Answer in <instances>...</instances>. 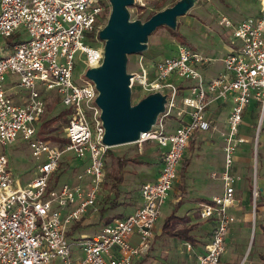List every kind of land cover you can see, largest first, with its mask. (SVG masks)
I'll return each mask as SVG.
<instances>
[{
	"label": "built area",
	"instance_id": "obj_1",
	"mask_svg": "<svg viewBox=\"0 0 264 264\" xmlns=\"http://www.w3.org/2000/svg\"><path fill=\"white\" fill-rule=\"evenodd\" d=\"M109 6L104 0H0V146L23 137L33 156L41 159L37 178L23 187L14 178L9 157L0 150V264H133L146 255L191 141L200 131L217 129L208 115L209 108L230 99L226 126L220 130L222 193L194 204L179 202L174 211L179 217L197 215L214 224L204 244L205 253L195 264H222L228 236L237 221L233 209L239 205L237 184L241 175L236 163L241 146L248 141L241 128L252 102L261 105L264 118V0L255 15L239 22L221 19L220 24L233 28L239 46L223 58L224 70L217 76L208 78L203 73L211 59L186 44L158 60L153 74L140 60L142 70L133 73L132 84L137 81L146 94L161 91L167 95V103L156 124L135 143L157 142L163 149L162 169L157 179L142 185L143 202L137 210L115 217L98 233L77 241L82 251L78 256L72 244V227L98 211L105 159L111 147L103 142L105 128L96 103L99 91L86 75L74 81L75 59L77 52H84L87 70L102 63L104 46L86 44L84 39L86 32L100 36L108 21ZM15 32H26L30 38L16 42L12 50L2 41ZM93 40H98L97 36ZM9 73L17 77L23 90L16 96L5 86ZM182 89L189 93L182 97L183 106L177 108ZM50 90L70 108L65 127L68 141L39 136L37 124L43 121L49 97L46 92ZM173 117L179 122L170 130L167 121ZM69 151L87 157L88 162L73 181L52 186L62 156ZM213 176L218 177L216 173ZM252 228L255 231V215ZM133 235L138 236L137 243L131 241Z\"/></svg>",
	"mask_w": 264,
	"mask_h": 264
},
{
	"label": "rangeland",
	"instance_id": "obj_2",
	"mask_svg": "<svg viewBox=\"0 0 264 264\" xmlns=\"http://www.w3.org/2000/svg\"><path fill=\"white\" fill-rule=\"evenodd\" d=\"M104 1L110 5V0ZM176 1L177 0H142V3L130 8L131 18L133 20L140 19L146 21L147 17L154 11L158 3L164 2L167 5H171ZM138 6H144L146 10L140 12L137 9ZM261 6L262 0H197L194 7L190 9L186 15L178 18L177 27L173 29L175 32L167 26H162L150 36L148 48L145 52L129 55L128 72L135 73L141 71L140 60H142L147 71L153 74V71H155L154 64L162 58L175 54L180 44L189 45L198 52L208 54L214 59H217L220 52L228 51L227 49L229 47L226 46L227 43H239L234 37L233 28L220 24L221 19L226 17L233 22H239L246 17L259 13ZM111 9V6H109L106 10L108 18ZM85 36L84 42L86 44L92 46H104L105 44L100 36L93 32H86ZM96 36L98 40H93ZM29 38V34L26 32H15L12 36L3 38L2 42L9 43L13 50V46L16 42H22ZM217 52L219 53L216 54ZM85 60V53L81 51L77 52L75 59L76 67L73 77L74 81H79V79L81 80V78L86 75L87 64ZM216 61L217 60H215V62ZM13 82H15V85H11ZM5 83V86L8 88L7 92L10 95L16 96L18 93L23 92L15 75L10 73L7 74ZM180 83L181 81H178V84ZM145 94L141 85L135 81L132 84L133 103L140 101ZM46 95L49 97L47 98L48 103L44 118L46 119L45 121L51 118L52 121L46 124L44 133L46 132L47 134L48 131L52 130V138H50L52 141H68L64 128L66 124H64L63 121L67 119L70 108L59 99L55 90L46 92ZM185 95H188V92L182 89L179 92L178 98L181 99ZM251 108L252 118H248V121L245 123L247 127L243 126V131L248 132L249 138L248 141L241 146L242 149H247V151L245 159H241V163L239 167H237V173L241 175L240 185H246L247 189L249 188L252 190L251 203H249L247 210L245 209L246 214L248 213L246 220L242 218V211L237 212V215H241V217L238 218L235 224L236 228L231 232L230 238L227 241V251L222 256L223 264H241L244 259V264H264V210L257 212V227L255 231H253L251 222V219L253 220L255 215L254 209L256 208V201L259 200V203L261 201L258 185L262 184V178L264 180V168L261 167V162L264 161V118L262 123H260L262 116L261 105L252 102ZM225 116L226 114L223 117ZM168 123L167 121V125ZM42 125L43 122L37 124L39 128L38 131ZM259 128L260 132L258 131ZM196 137L197 140L193 148L195 154H192L189 158L191 164L185 177H187L186 179L188 180V178L193 179L196 175L198 176V174H201V180H214L210 175L221 162L222 139L212 136L208 131L206 133L200 131L197 133ZM257 141L258 153L256 154L255 144ZM0 150L9 157L10 169L19 185L25 187L28 182L37 178L38 165L41 159L33 156L29 142L24 140L23 137H18L14 142L5 146H0ZM160 151H163V149L155 141L143 143L142 145L138 143L120 145L112 147L108 151L105 159V180H108L107 189L111 195L109 194L107 198V189L102 186L99 193L100 198H98L97 203L99 207L98 211L95 215L87 217L84 221L82 220L83 226L75 236L78 239L71 237L73 240L72 244L76 251L80 250L77 248L78 244H76L77 241L80 240V237L98 233L105 225L106 217L111 214L127 213L130 210V208L121 206V204L114 208L112 207L114 201L119 202L116 197L115 189L112 186L114 183L113 177L119 169L118 158L121 157L126 160L125 169L127 171H125V180H127L126 183L129 184L132 183L133 180L156 179L158 165L160 164ZM197 152L199 155H197ZM87 162V157H78L71 151L66 152L62 156L61 168L59 171L61 174L58 173L53 182H55L56 185H61L65 181H73L76 174L82 171L81 166L87 164ZM180 172L181 165L176 179L178 181L182 180ZM216 172L220 173L221 171ZM246 177L253 180V182L255 181L254 179L257 178L256 196L254 195V189L250 187V182H248ZM57 178H59V180H56ZM215 179L220 180V174L218 177H215ZM177 189V184H175L174 191L169 193L165 205L161 208L159 221L155 228L157 231L161 230V236L158 237L157 249L155 252V257L159 260V264H193L197 261L199 255L205 253L204 244L209 240L208 232L211 231V224L207 221H201L202 219H200L198 230H196L198 241H189L170 236L167 233H162V228L166 219L173 214V198L174 192L178 191ZM199 197L200 196H195L194 194H189L187 199L201 200L202 198ZM175 209L176 208H174V211ZM179 220L175 219L176 223L180 224ZM241 222L243 223L240 226ZM189 245L191 246L190 248H193L190 251L187 249ZM57 262L60 264L59 261Z\"/></svg>",
	"mask_w": 264,
	"mask_h": 264
},
{
	"label": "water",
	"instance_id": "obj_3",
	"mask_svg": "<svg viewBox=\"0 0 264 264\" xmlns=\"http://www.w3.org/2000/svg\"><path fill=\"white\" fill-rule=\"evenodd\" d=\"M197 0H177L146 21L131 18L136 0H110L111 13L100 38L105 42L104 58L86 76L99 91L96 103L101 108L105 128L103 142L109 147L137 142L149 132L166 109L167 95L161 91L132 100V77L128 72L129 55L145 52L150 36L160 27L176 29L178 18L186 15ZM260 123H262V116Z\"/></svg>",
	"mask_w": 264,
	"mask_h": 264
},
{
	"label": "crops",
	"instance_id": "obj_4",
	"mask_svg": "<svg viewBox=\"0 0 264 264\" xmlns=\"http://www.w3.org/2000/svg\"><path fill=\"white\" fill-rule=\"evenodd\" d=\"M226 46L229 47L227 49L228 51H226V52L222 51L220 53L217 52L216 54L219 53V55H218L219 57H217V59H214L213 57L209 56L208 54H203L206 57L207 56L211 57L210 58L211 59L210 63L207 66H204L202 68L203 73L208 78L217 76L218 74L223 72V70H224L223 58L230 52V50L232 48L239 46V43L238 42H231V43H227ZM215 60H217V61L215 62ZM218 63L220 64V66H219ZM185 92L189 93L188 89H185ZM178 104L179 105H178L177 108H181L183 106L182 105V98L181 99L178 98ZM255 104H257V102H255ZM231 105H232V101L229 99L227 101H217L214 104H212V106L209 108L208 115L214 119L216 127H217L216 130H209L208 131V133H211L212 136H214V137L216 136L217 138L221 139L220 130L224 129V127L226 126V119H227V116L229 114ZM251 109L252 108H251V105H250L248 107L246 113H245L244 121H243L242 128H241L242 129L241 130L242 134L244 136H246L247 139L249 138V134H248V132L243 131V126L247 127V125H245V123L248 121V118H250V119L252 118V110ZM225 114H226V116L223 117ZM178 122L179 121L176 119V117L171 118L169 120V129L173 130L178 125ZM202 132L206 133L207 131L206 132L202 131ZM196 136H197V134L193 138V140L190 143L189 148H188V150H187V152L185 154L187 159H189L192 156V154H195L193 148H194V144L196 143V140H197ZM261 144H262V141H261ZM246 151H247V149H242L241 148V150L239 152V155L237 157L236 171H237V167H239V164L241 163V159H245ZM160 153H161V155H160V164L158 165V171H157L158 174L156 176V179H157V177H158V175H159V173H160V171L162 169V165H163V151H160ZM221 153H222L221 162L217 165L216 170L212 171L211 175H210L211 178L214 179V180H207V179L201 180V178H202L201 174H198V176L196 175L195 177H193V179L192 178L191 179L188 178V180L186 179L187 177L180 175L182 180H179V181L176 180L175 183H174V186H175V184H177V188H178L177 189L178 191L174 192L175 193L174 194V198H173V207L174 208H176L178 206L179 202L185 203V204H188V205L189 204H194V203L200 202L202 200H211L215 196H217V195L222 193V191H223L222 180L221 179L220 180H216L215 177L213 176L214 173H216L219 176V174L221 172L217 173L216 171H222V169H223L224 154H223L222 144H221ZM197 155H199L198 152H197ZM261 163H262L261 167L264 168V161L261 162ZM190 164H191V161H190V163H189V165L187 167V171H188V168H189ZM194 172L197 173L196 171H194ZM124 177H125V175H124ZM154 180L155 179L133 180L132 183L127 184L126 183L127 180L124 179V181L121 183V185H119L118 189H115L116 197H117V200H119V202H117V201L115 202L114 201L112 207L114 208L115 206L121 204V206L130 208V210L127 213H119V214H113V215L111 214L108 217H106L105 220L107 218L126 216V215H129V214L133 213L135 210H137L142 205V202H143V199H142V196H141V187H142V185L144 183H146V182L154 181ZM114 182H115V180H114ZM261 182H262V184L259 185L260 193H261V195H260V200L261 201H260L259 206H258V211L259 212L264 210V180H263V178L261 179ZM240 184L241 183H240V180H239V182L237 184V197H238V200H239V205H238L237 208L233 209V212L236 215L237 220H238V218L241 217V215L240 216L237 215V212L238 211H242L243 212L242 213L243 214L242 218L246 220L248 213L246 214L245 209L247 210V208L249 206V203H251V190L249 188L247 189L246 185L243 186V185H240ZM174 186H173V189L171 191H174ZM103 187L105 189H107L108 180H105V182L103 184ZM247 187H248V183H247ZM244 188H246V189H244ZM106 192H108V189L106 190ZM109 194L111 195L110 192H108V194H106L107 198L109 197ZM189 194H191V195L194 194L195 196H200L199 198H202V199L201 200H199V199H196V200L187 199ZM168 197H169V195H168ZM98 198H100V197H98ZM97 203H98V201H97ZM165 203H166V201H165ZM165 203L163 205H165ZM174 208L172 210L173 213H174ZM97 209H99L98 205H97ZM103 209H104V207H103ZM258 211H257V208L254 209L256 218H257V212ZM93 215H95V213L85 216V219L87 217L93 216ZM252 218H253V215H252ZM179 219L178 220L180 221V224L176 223L175 220H173L171 222V224H170V228L171 229H176L178 227H183V226H190V225L199 223V221H200V219L198 218L197 215L184 216V218H179ZM201 221H204V220H201ZM207 222L211 224V231H212L213 227H214V224L211 221H207ZM251 222H252V219H251ZM236 223H237V221L233 224V226L231 228V231H230V234L236 228V226H235ZM242 223L243 222L240 223V226L242 225ZM237 227H239V226H237ZM256 227H257V222H256ZM196 230H198V227L194 228L190 232V234L194 236L195 241H198V239L196 237L197 236L196 235V232H197ZM211 231L208 232V235H210ZM160 233H161V230L157 231V229H155V235H154V238H153V240L151 242L150 251L146 255L135 259L133 264H159V260L155 257V252H156V249H157L158 237L161 236ZM162 233L164 234L163 228H162ZM263 233H264V231H263ZM230 234L228 236V239L230 238ZM88 236H91V235H88ZM228 239H227V241H228ZM131 241L133 243H137L139 241L138 236L137 235H133L131 237ZM187 249L190 251L193 248H187ZM76 255L81 256L82 255V251L81 250H77L76 251ZM195 263H193V264H195ZM55 264H58V262L56 261ZM222 264H223V262H222Z\"/></svg>",
	"mask_w": 264,
	"mask_h": 264
},
{
	"label": "trees",
	"instance_id": "obj_5",
	"mask_svg": "<svg viewBox=\"0 0 264 264\" xmlns=\"http://www.w3.org/2000/svg\"><path fill=\"white\" fill-rule=\"evenodd\" d=\"M166 6H168L166 3H164V2H160V3H158L156 6H155V9H154V11L147 17V19H149L153 14H155L156 12H158V11H160L161 9H163V8H165ZM137 9H138V11H140V12H144L145 10H146V8L144 7V6H138L137 7ZM169 28V27H168ZM159 29V28H158ZM157 29V30H158ZM171 29V28H170ZM156 30V31H157ZM172 31L173 32H175L173 29H172ZM180 87H184L183 86V84L181 83L180 84ZM145 96H147V94H145V95H143L142 96V99L145 97ZM69 113H70V111H69ZM69 113L67 114V119L66 120H64L63 122H64V124H66L67 125V123H68V121H69V118H68V115H69ZM57 118V117H56ZM46 119L45 118H43V125L41 126V128H40V130H39V136H41V137H44V138H47V139H50V138H52V130H50V131H48L47 132V134H46V132L44 133V131H45V126H46V124L49 122V121H52V119L50 118V120L48 119L47 121H45ZM66 125L64 126V128L66 127ZM151 142V141H150ZM146 143H149V142H146ZM111 149V148H110ZM189 163H190V159H187L186 158V156H184V158H183V160H182V163H181V172H180V174L182 175V176H185V174L187 173V167H188V165H189ZM125 165H126V160L125 159H123V158H118V166H119V169H118V171L116 172V174L114 175V177H113V179L115 180V182L113 183V188L114 189H118V187H119V185H121V183L124 181V179H125V177H124V175H125ZM59 168H61V165H60V167ZM59 171H60V169H59ZM59 171L57 172V174L59 173ZM57 174L53 177V180H55V178H56V176H57ZM59 174H61V172L59 173ZM247 176V175H246ZM59 177V176H58ZM246 179L248 180V182H250L249 183V185H250V187L252 188V189H254V187H253V185H254V182H253V180H250V179H248V177H246ZM257 179V178H256ZM53 180H52V186H55L56 184H55V182H53ZM56 180H59V178H57ZM255 180V179H254ZM258 188H259V185H258ZM251 192H252V190H251ZM258 192H259V195H261V193H260V188H259V190H258ZM258 206H259V200L258 201H256V208H257V211H258ZM115 217H113V218H107L106 220H105V224H107V223H109L111 220H113ZM179 218H184V216L183 217H179V216H176V215H174V213L173 214H171L167 219H166V221H165V223H164V225H163V230H164V233H167L168 235H170V236H174V237H178V238H182V239H186V240H189V241H195V239H194V236L193 235H191L190 234V232L194 229V228H196V227H198V223H196V224H193V225H190V226H183V227H178V228H176V229H171L170 228V224H171V222L173 221V220H175V219H179ZM85 220V217H83L80 221H78V222H76L74 225H73V227H72V236H73V238H77V237H75L76 236V234L80 231V229L82 228V226H83V221ZM81 238V237H80ZM78 239V238H77Z\"/></svg>",
	"mask_w": 264,
	"mask_h": 264
}]
</instances>
